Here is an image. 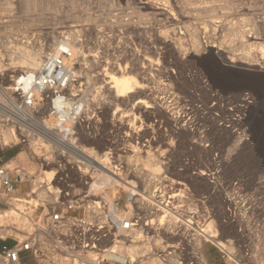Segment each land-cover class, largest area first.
Instances as JSON below:
<instances>
[{"label": "rangeland", "instance_id": "rangeland-1", "mask_svg": "<svg viewBox=\"0 0 264 264\" xmlns=\"http://www.w3.org/2000/svg\"><path fill=\"white\" fill-rule=\"evenodd\" d=\"M0 5L1 62L4 60L8 64L12 58L15 59L14 51L23 45L37 51L40 43H46L48 56L61 41L67 39L73 42L77 51H84L87 55L99 53L102 65L98 68L94 61L84 60L81 54L74 51L79 56L74 65L78 89L74 87V90L80 94L85 92L89 100L101 101L104 118L110 120L113 116L126 125L129 135L137 134L136 137L142 138L143 142L139 141L137 144L134 139L133 143L136 144L130 145L131 151L132 146L143 149L139 155L132 151L133 155L129 158L130 162L137 164L138 173L142 172V162L148 155L160 159L158 162L161 170L154 177L155 186L152 188L157 201L162 202L157 206L162 213L156 224L171 225L177 234L170 236L172 240L164 234L157 235L153 230L146 229L148 218H145V212L141 208L147 203L145 199L144 205L133 204L134 213L141 217L140 225L143 226L133 235L138 240L135 243L137 250L132 251V236L130 242L116 243L115 248L120 244L123 255L117 253L113 259H132L135 264H142L146 260L147 264H202L204 257L208 260L205 249H211L227 264H264V82L239 80L228 70L215 66L211 59L206 60L207 64L205 61L201 62V59L208 56L203 51L205 46L223 45L221 47H224L226 53L236 57L238 62L248 60L264 64V0H0ZM7 6L10 8L11 21L5 24L1 13ZM159 9H167L171 13L181 36L179 42L173 44V48L160 50L162 57L160 56L159 62L164 67L174 69L169 73L168 79L167 73L160 75L161 77H152L150 73L145 76L142 69L144 53L138 44L137 35L132 31L125 32L123 28L121 33L112 32L107 25L112 22L114 10H124L126 13L131 10L130 17L134 22L143 25L150 22L155 26L159 21L154 13ZM72 20H80L81 26L72 27ZM171 23H166L168 30L173 26ZM233 24H240V33L236 31L231 34ZM242 41L247 43L248 54L239 46ZM233 44L235 48L230 50ZM181 47L196 53L195 57L178 60L176 50ZM139 48L140 54L142 53L138 58L140 62L136 58ZM107 62H117L122 67L129 64L128 67L134 69L139 65L141 69L133 74L142 84H145L146 79H151L150 90L147 96L142 89H135L136 92L128 96L132 94L130 97L144 98L156 109L146 113L148 110L145 111V105L140 104L133 109L135 115L132 118H120V114L115 113L116 105L107 88L101 91L98 89L102 84L98 82L99 73L103 72ZM1 67L0 70L3 68ZM15 80L10 72L0 78V125L11 130L14 129V123L10 120H13L14 115L11 112L13 105L8 100L12 97L16 101L17 95L12 92ZM3 89H9L8 94H4ZM246 91L253 95L254 100L244 111L240 107V99ZM134 102L133 99L129 101V109ZM120 107L126 106L120 103ZM183 113L190 120L185 124V129H179L183 123H174V117ZM239 116L244 118L242 122L237 121L240 120ZM3 142L6 143L0 135V144L4 145ZM11 146L22 148L24 162L14 160L7 167L25 169L29 179L18 183L17 191L10 197L4 191L1 192L4 198H0V213L15 210L16 207L21 213H13V218H7L5 224H13L8 226V230L12 231L0 233V245L22 237L23 233L17 229L20 226L19 218H23L22 221L29 225L39 215L42 201L36 199L39 197L34 192V184L39 188L42 181H45V173L41 168L42 152L39 150L40 156L35 157L32 150L21 142L4 147ZM9 154L6 153V156ZM161 176H166L172 184L176 180V184L170 186L171 189L168 188L167 195H164L163 188L169 182L162 184L159 178ZM101 184L108 185L109 178L103 177ZM119 185L121 187L108 189V194L111 198L116 195L120 199L121 211L132 209L130 201H126L130 188L124 182ZM144 185L146 192L145 182ZM159 185L161 188L157 187ZM21 197L25 201H16V198ZM166 206L173 212L168 211ZM175 209L179 210V215L175 214L178 219L174 215ZM203 228L215 231L226 243L228 251H225V258H222L223 252L217 243L199 236ZM170 245L175 247L171 248ZM158 246L167 250V259L164 252L157 251ZM151 252H158V255L151 257ZM109 255L110 253L105 256ZM28 258L31 259L29 256ZM64 261V258H60L59 264Z\"/></svg>", "mask_w": 264, "mask_h": 264}, {"label": "built area", "instance_id": "built-area-1", "mask_svg": "<svg viewBox=\"0 0 264 264\" xmlns=\"http://www.w3.org/2000/svg\"><path fill=\"white\" fill-rule=\"evenodd\" d=\"M77 58L71 49L49 54L38 70L16 86V104L11 109L14 117L10 120L15 139L9 142H21L29 150L37 147L43 154L42 170L53 172V176L42 183L49 189L48 196L36 198L42 201L39 215L21 238L1 245L0 264H59L60 258H69L70 264H75L74 259L135 264L132 259L117 260L113 253L108 257L105 253L112 244L131 240L143 227L133 204H145V174L143 170L138 173L137 164L129 160L133 155L130 145L143 140L137 134L129 135L126 125L113 116L104 118L101 101H86L72 94V86L78 89ZM253 100L250 92H243L240 107L246 111ZM45 130L52 132L57 142L49 139ZM106 176L109 184L104 186L101 183ZM27 179L25 169H9L0 163V195L4 191L10 197L18 183ZM123 182L130 188L126 201L132 205L125 211H121L116 195L108 196V189L121 187ZM175 184L176 180L170 186ZM175 214L179 215V210L175 209ZM219 248L225 258L228 250Z\"/></svg>", "mask_w": 264, "mask_h": 264}, {"label": "bare ground", "instance_id": "bare-ground-1", "mask_svg": "<svg viewBox=\"0 0 264 264\" xmlns=\"http://www.w3.org/2000/svg\"><path fill=\"white\" fill-rule=\"evenodd\" d=\"M145 4H147V2H145ZM4 6H6V5H4ZM153 6H154V3H153ZM147 7H148V5H147ZM3 9H4V12L1 13L2 14L1 15V19L4 18L5 19L4 22L6 24V23H8V22L11 21V19H10L11 18L10 17L11 14L9 12V9L10 8L7 6V7L3 8ZM177 9H178V7H177ZM127 11H129V12L126 13V12H124V10H114L112 22H110L109 24H107V25H109L110 30L112 32L113 31H120L123 28V29H125V32H131V31H132V33L134 32L137 35V39L139 40V43L138 44L140 45V47L142 48L141 50L144 53V60L145 61L142 63V69L144 70L145 76L148 75L149 73H150V75L152 77H153V75L160 76V75H163V74L167 73L166 74V77L168 79L170 77L169 76V73L171 71H173L174 69L171 70V68L169 69L168 67H164L162 65V63L159 62L160 56L162 57V52L160 50L161 49L163 50L164 48H173L174 47L173 44L175 42H177L180 39V37H181L179 35L180 33L177 30V25H176L177 23L174 22V18H172L170 16L171 13H169V11L167 9H159V10H157L154 13V15H156L158 17V18L157 17H155V18L159 22H157L156 24H154L155 26H153V24L150 23V22L149 23H145V25L139 24L137 22H134L132 20V18L130 17L131 14H132V11L131 10H127ZM140 18H141V16H140ZM184 19H185V17H184ZM170 22H172L171 25L173 24V26L171 27V30H168V27H167V24L166 23H169L170 24ZM71 23L72 24H70V25H72V27H77V26L79 27V26H81V21L80 20H72ZM82 26H83V24H82ZM239 28H240V24H237V25L236 24H233V28H230L231 29L230 30L231 31V34H235L236 31L238 33H240L241 31L239 30ZM75 31H78V29L75 30ZM121 32L122 31H120V33ZM98 33H101V32L98 31ZM228 34H229V37H230V35H231L230 32ZM129 35H130V33H129ZM243 37H244V34H243ZM136 44H137V42H136ZM27 45H29V44H27ZM23 46L20 47V48L19 47L16 48L17 50L14 51L16 53V58L15 59L12 58L11 61L8 64H5L4 63V60H2V62L0 61V67L1 66L3 67V68L1 67L2 69L0 70V78L2 79L4 77V75H5V73H7V72H10V73H12L15 76V79L16 80L14 82V86H12V92H13V94L16 91L17 84L22 83V81L25 79V77L28 74H30L31 72H33L35 70H38L40 68V66L42 64V60L44 59V57H46V54H47V51H46V49H47L46 43H40V48H38L37 51L34 50L35 48L28 49V48L23 47ZM221 46H223V45H220V46H218V45L208 46L207 45V46H205L204 49H203V51H204V53H207L208 56H205L204 58L202 57L203 59H201V62L205 63L206 60L211 59V61L213 62V64H215V66H217V67H219L220 69H223V70H228L231 74L234 75V77H236L239 80H258V81H261L262 80L264 82V64L254 63L253 61H248V60L247 61L238 62V61L235 60L236 57L228 55V53H226L227 51L224 50V47H221ZM239 46L242 47L243 51H245V54H248L249 53V51L247 53V48H246L247 47V43H245V41L240 42V45ZM231 47L232 48H229L230 50L234 49L235 48L234 47V44L231 45ZM67 49H71L73 51L76 50L75 45L73 44V42H71L68 39L67 40H64V41H61L59 43V45L54 49L55 51L53 53H50V54L51 55H58V54H61L64 50H67ZM11 52L13 53V51H11ZM137 52L138 53H137L136 58L138 59L139 58V55L142 54V53L140 54V48H139V51L137 50ZM76 53L77 54H81L83 56V59L84 60H90L91 62L94 61V64L96 63L95 65L98 68L102 65V63H101L102 61L100 60V55H98L99 53L93 52V53H90V54L87 55V54L84 53V51L81 52V51H77V50H76ZM195 54L196 53L192 52L191 50L185 49L183 47H181L180 49L178 48L176 50V58L178 60L179 59H184V58L186 59V58L195 57ZM209 57H211V58H209ZM77 60H78V58H77ZM77 60L74 62L75 64H77ZM138 61L140 62V59H138ZM175 63H176V61H175ZM165 64L167 65V62ZM206 64H207V62H206ZM128 65H125L124 67H122V65L120 63L117 64V62L116 63L107 62L106 65H105V68L103 69V72L102 73H99V77H98V82L100 81V83H102L98 87L99 91H101L104 88H107V91H109V95H112L113 102L115 103V105L117 107V108L115 107V109L117 110L115 113L117 115L120 114V118H125V117H131L132 118V116L135 115V112L133 111V109L136 108L137 106H139L140 104H144L145 105V108H146L145 111L148 110L146 113L150 112V110H155L156 109L153 104L147 102L144 98L135 97V96L130 97L132 94L130 96H128V94L133 93V92H136L135 89L145 90V94L144 95L147 96V94H148V92L150 90V87H149V84L150 83H149V81L151 80V79H149V81H147L148 79H146L145 84H142L141 82H139L137 80L136 76L133 74L134 71H136L137 69H141V67L139 65H137L136 68L134 69V68H129ZM174 67H175V64H174ZM82 69H84V68H82ZM138 73H139V71H138ZM170 81H171V79H170ZM153 88H154V86H153ZM9 89H5V90L3 89L2 91H3L4 94H8ZM71 90H72V94L73 95H75V96H78L79 95V96H81L80 97L81 99L86 100V101L89 100L87 98L88 95L85 94V92H84V94H80V93H78L77 91L74 90V87L73 86H72V89ZM99 94H100V92H99ZM142 94L143 93H141V95ZM131 99H133V101H135V102H134L133 106L129 109L128 108V105L132 103V102L129 103V101H131ZM182 101H183V99H182ZM8 102L10 104H12L13 106H15V104H16L15 103V98H12V97H10V99L8 100ZM114 103H112V104H114ZM120 103L125 104L126 107H124V108L123 107H120ZM187 107H189V106H187ZM153 108H155V109H153ZM181 109H184V108H181ZM158 110H160V109H158ZM187 111H185V113H187ZM194 113H196V112H194ZM164 114H165V111H164ZM183 114H178L176 117H174V123H176V124L183 123L181 125V128H179V129H185L186 128L185 124L190 120V119H186L187 115H185V114L183 115ZM151 116H153V115H151ZM165 117H166V120H167L168 119L167 116H165ZM168 122H169V120H168ZM203 124H204V122H203ZM194 125H195V123H194ZM171 131H173V130H171ZM187 131H189V130H187ZM45 134H47V136H48L49 139L53 140L54 142H57L58 139L53 135L52 132H49V131H46L45 130ZM0 135H1V137H3V141H6V142L13 141L15 139V135H14L13 131L9 127H6V126H1L0 125ZM44 147L46 149L48 148L47 145H45V144H44ZM142 150L143 149H139V148L135 149V147L132 146V151L136 152V154H138V155L140 154V152H142ZM31 152H32V154L35 157L40 156V153H39L40 151L35 146H33V149H32ZM159 160H157L154 157V155L153 156L152 155H148V157L146 159H144L143 162H142V164H143L142 170L144 172L147 171L145 173V176L146 177H145V180H144V182L146 184V188H147V190L145 192V199H147V203H146L145 206H142L141 208L145 212V218H148V221L146 222V225H147L146 229L147 230H153L157 235L164 234V235H166V238L172 239L170 236L174 237V235H176L177 233H175L176 230L175 229H172V226L171 225L165 226L163 223L162 224L160 223V226H159V224L158 225L156 224V220L158 218H160V215L162 213V210L159 211V209H158L157 206L159 204H161L162 202L157 201L156 196H155V194L152 191V188L155 186L154 177H157L158 174L160 173L159 170H161V168L159 166L160 164L158 162ZM44 173L45 174L43 175V178L45 179V181L43 180L42 181L43 183L46 182V181L48 182L52 178V176H53V172L51 173V171H49V170L48 171H44ZM47 175H49L50 177L47 176ZM27 177H28V175H27ZM161 177H159V178L162 180V184L165 181L166 182L167 181H170V180L166 179V176H164L162 178ZM181 182H183V181H181ZM40 183L41 182H39V184ZM124 183L127 185L126 182H124ZM170 184L172 185V183H170ZM170 184L167 185V186H164V188H163V191H165L164 195H167L168 194L167 192H168V188L170 187ZM34 185L35 186H38L37 184H34ZM169 189H171V188H169ZM43 190H45V193H42ZM131 191H132V194L135 195L136 192L134 191V189L133 190L131 189ZM34 192H37V197L44 199L45 197L48 196L47 193H49V189H47L46 184H42ZM108 196L111 197L109 194H108ZM0 198H4L3 197V194L0 195ZM23 200L25 201V199H23L22 197L21 198H16V201H19V202H22ZM26 201H28V200H26ZM166 208L168 209V211H172L173 212V210L169 209L167 206H166ZM161 209H163V208H161ZM13 213H18V215H20L21 211H19V209L17 207L15 208V210H4V211H1V213H0V227H5V228H0V233H8V232H11L12 231V230L11 231L8 230V226H12L13 224H5V223L7 222V218H9V217L13 218ZM21 217H23V216L21 215ZM189 217H191V215ZM22 219L23 218H19L18 224H20V226H22L23 229H20L21 228L20 226L17 229L20 232L23 233L27 228H29L30 224L28 225L27 222L22 221ZM163 220H164V218H163ZM189 221H190V219H189ZM203 229L200 230L202 233L199 231L201 233V234H199L200 237H202V238L203 237L204 238L206 237V238L214 241L215 243H217L219 246L225 247L226 243L223 242L218 237V235H217V233L215 231H212L211 232L210 229H206V228H203ZM131 241H132V251L135 252L137 250V247H136V244L138 242L137 237H134L133 240H131ZM119 245L117 246V248H115L116 243L115 244H112L108 248V250L105 253V255L108 254V253H110V254L113 253V256H117V253L119 255H123L122 254V252H123L122 250L123 249H121V247ZM198 246H199V249H201V244H199ZM170 247L171 248L172 247H175V245H170ZM123 248H124V246H123ZM157 251L164 252L163 254H164L165 258L167 259L168 255L165 254V251H167V250H165L164 248H160L158 246L157 247ZM151 253H152L151 257L152 256H155V255H158V252H151ZM203 259H204V263H202V264H208V260H206L205 257ZM81 261H83L84 264H94V261L93 260H87L86 259V260H79V262H78L76 259H74V263L75 264H82ZM142 261H144V260H142ZM147 263H148V261L146 260L142 264H147ZM61 264H70L69 258H65V261L62 262Z\"/></svg>", "mask_w": 264, "mask_h": 264}, {"label": "crops", "instance_id": "crops-1", "mask_svg": "<svg viewBox=\"0 0 264 264\" xmlns=\"http://www.w3.org/2000/svg\"><path fill=\"white\" fill-rule=\"evenodd\" d=\"M10 153L8 156H6V153ZM22 153V148L18 146H11L8 148H5L0 144V163L1 164H8L11 161L18 160V161H23L24 158L21 155ZM13 242H8V244H12ZM206 250V255L207 259H209L210 264H227L226 261L222 260L220 255L215 254L211 249H205Z\"/></svg>", "mask_w": 264, "mask_h": 264}, {"label": "trees", "instance_id": "trees-1", "mask_svg": "<svg viewBox=\"0 0 264 264\" xmlns=\"http://www.w3.org/2000/svg\"><path fill=\"white\" fill-rule=\"evenodd\" d=\"M0 248H1V245H0Z\"/></svg>", "mask_w": 264, "mask_h": 264}]
</instances>
